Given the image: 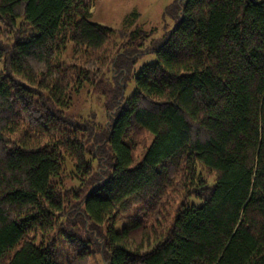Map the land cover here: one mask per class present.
<instances>
[{
    "label": "trees",
    "instance_id": "16d2710c",
    "mask_svg": "<svg viewBox=\"0 0 264 264\" xmlns=\"http://www.w3.org/2000/svg\"><path fill=\"white\" fill-rule=\"evenodd\" d=\"M94 1L0 0V264H264V0H174L158 40Z\"/></svg>",
    "mask_w": 264,
    "mask_h": 264
},
{
    "label": "rangeland",
    "instance_id": "374dc122",
    "mask_svg": "<svg viewBox=\"0 0 264 264\" xmlns=\"http://www.w3.org/2000/svg\"><path fill=\"white\" fill-rule=\"evenodd\" d=\"M173 1L174 0H95L90 9L91 14L89 20L117 31L123 27L125 21L131 14H137L136 26L141 27L143 30L151 31L148 40H158L166 30H170L174 26L175 21L166 13V9ZM155 58L154 52L141 55L134 64V71L137 72L141 70L143 66L152 64ZM134 88L135 83L132 78L126 83L124 97H129L134 91ZM87 90L88 88H85L81 92V96L75 102L71 112L80 113L82 116L94 110L99 113V108L102 105L101 103L99 104L98 97L94 94L90 96L91 93ZM91 99H98V102L96 100L92 102ZM98 115L100 118L101 114ZM150 140L151 137H147L145 140L146 146L149 144ZM144 149L145 148L140 145L135 150L134 156L137 160L143 155ZM178 191L174 190L168 197L171 199ZM134 216L136 217V212L134 210L128 211L125 215H121L115 222L114 229L118 231L122 227L132 224ZM84 264L101 263L100 261L98 262L95 257H90Z\"/></svg>",
    "mask_w": 264,
    "mask_h": 264
}]
</instances>
